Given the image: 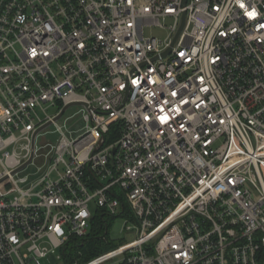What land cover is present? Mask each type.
Returning <instances> with one entry per match:
<instances>
[{
	"label": "built area",
	"instance_id": "1",
	"mask_svg": "<svg viewBox=\"0 0 264 264\" xmlns=\"http://www.w3.org/2000/svg\"><path fill=\"white\" fill-rule=\"evenodd\" d=\"M1 183L0 264H264V0H0Z\"/></svg>",
	"mask_w": 264,
	"mask_h": 264
},
{
	"label": "trees",
	"instance_id": "2",
	"mask_svg": "<svg viewBox=\"0 0 264 264\" xmlns=\"http://www.w3.org/2000/svg\"><path fill=\"white\" fill-rule=\"evenodd\" d=\"M88 233L81 238H72L63 250L64 263L82 264L95 256L117 246L120 242L108 237L111 219L97 213L93 216Z\"/></svg>",
	"mask_w": 264,
	"mask_h": 264
},
{
	"label": "rangeland",
	"instance_id": "3",
	"mask_svg": "<svg viewBox=\"0 0 264 264\" xmlns=\"http://www.w3.org/2000/svg\"><path fill=\"white\" fill-rule=\"evenodd\" d=\"M145 33H147V34L151 33V34L158 36V37H164L166 34V31L163 29L159 30V28H151V29H146ZM75 109H76V107L71 106L70 108H68L66 110V114L72 113ZM53 112H55L54 108L49 109V113H53ZM79 121L80 120L77 116V117L71 119L68 122V125L80 127V126H82V124ZM47 137L52 139V140H54V138H55V136H53V135L52 136L48 135ZM41 162H42L41 158H35L33 163L22 168L20 171H18L17 174L14 175V177L16 179H19L20 177H24V176H28L30 178L35 177L36 176L35 172L37 170V167L39 165H41ZM6 187L1 183L0 184V191L3 192ZM107 218H109V220L111 219V223H110L109 230H108V237L111 240H114V241H117L120 243H124L125 241L133 238V235L128 234V232L123 231L121 228L123 225V222L125 221L124 220L125 218H123V217L113 218V217H109V216H107ZM42 263L43 264H65L64 260L56 258V256L53 254H51V255L47 256L45 259H43ZM73 263H76V261H74ZM104 264H118V262L114 259L113 261L111 260V261H108Z\"/></svg>",
	"mask_w": 264,
	"mask_h": 264
},
{
	"label": "water",
	"instance_id": "4",
	"mask_svg": "<svg viewBox=\"0 0 264 264\" xmlns=\"http://www.w3.org/2000/svg\"><path fill=\"white\" fill-rule=\"evenodd\" d=\"M166 52H167V51H166ZM166 52L163 53V55H165ZM67 107H68V105H66L65 107H63V108H62V111H61V112L55 117V119H58V118L61 116V113H62ZM48 124H49V123H48ZM46 125H47V124H46ZM32 158H33V153L31 154L30 158H29L26 162H24L21 166H19L14 172L19 171V170H21L22 168H24L28 163H30V161H31Z\"/></svg>",
	"mask_w": 264,
	"mask_h": 264
}]
</instances>
